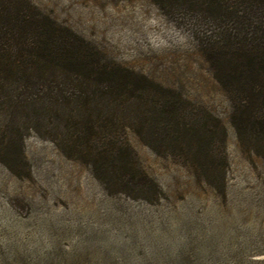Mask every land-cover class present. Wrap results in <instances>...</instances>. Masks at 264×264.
<instances>
[{"label":"rangeland","instance_id":"374dc122","mask_svg":"<svg viewBox=\"0 0 264 264\" xmlns=\"http://www.w3.org/2000/svg\"><path fill=\"white\" fill-rule=\"evenodd\" d=\"M28 1L95 47L106 66L151 81L136 79L142 103L167 95L156 85L181 95L187 131L155 147L122 117L139 106L136 98L106 108L119 123L109 126L116 140L100 133L99 149L118 148L125 126L136 155L127 169L117 154L105 166L134 182H146L145 173L161 189L156 201L133 185L107 192L94 175L96 156L63 153L53 142L51 126L63 125L57 117L46 114L40 127L0 106V143L13 132L27 163L11 173L0 146V264H264V138L239 140L227 95L197 47L198 16L153 0Z\"/></svg>","mask_w":264,"mask_h":264},{"label":"trees","instance_id":"16d2710c","mask_svg":"<svg viewBox=\"0 0 264 264\" xmlns=\"http://www.w3.org/2000/svg\"><path fill=\"white\" fill-rule=\"evenodd\" d=\"M153 1L161 7H179L198 16L201 37H197V47L205 55L215 82L227 95L231 122L239 140L263 139L264 0ZM203 23H208L212 30L203 32ZM99 55L95 47L28 0H0V106L10 107L18 114L26 113L25 118L40 127L48 125L43 123L46 114L57 117L63 125L51 126L53 142L63 153L96 156L94 175L104 181L107 192L115 193L120 187L133 185L137 192L157 201L161 189L145 173L142 172V176L146 182H134L129 174L105 166L104 157L117 154L122 169H127L129 160L136 155L125 126L120 127L124 139L118 148L113 152L99 149L103 137L109 142L110 138L116 140L109 126L119 123L115 110L106 108L111 102L122 105L136 98L139 106L122 110V117L131 121V126L137 128L139 136L147 143L165 149L178 142L179 136L187 131L180 123L185 119L177 102L182 96L154 84L167 95L158 94L156 101L142 103L141 95L134 97L144 90L136 79L153 83L132 71L106 66ZM141 105L151 107L141 108ZM204 112L221 127L218 117L210 110ZM22 123L19 121L18 125ZM200 129L205 136L213 131L204 124ZM103 132L106 135L100 138ZM222 132L225 133L223 127ZM3 143L11 163L8 169L18 175L12 171L27 165L21 140L10 132L9 140H1L0 146ZM207 157L213 158L211 150Z\"/></svg>","mask_w":264,"mask_h":264}]
</instances>
